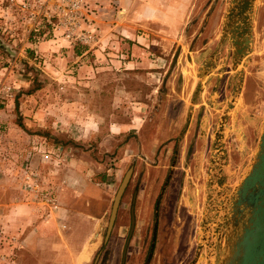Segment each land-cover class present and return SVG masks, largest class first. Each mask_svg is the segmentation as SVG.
<instances>
[{
    "label": "rangeland",
    "instance_id": "374dc122",
    "mask_svg": "<svg viewBox=\"0 0 264 264\" xmlns=\"http://www.w3.org/2000/svg\"><path fill=\"white\" fill-rule=\"evenodd\" d=\"M26 1L33 13L19 7ZM39 1L0 0V264H144L156 218L148 264H213L200 222L246 172L264 121V0H255L250 50L235 69L230 38L218 46L230 0H133L125 21L134 37L107 40L105 60L88 55L84 74L80 62L53 74L65 65L30 49L64 42L48 32ZM91 1L83 9L97 30L123 20V4L108 0L102 21ZM49 151L59 161L43 159ZM25 171L39 174L38 191ZM50 190L56 206L45 202Z\"/></svg>",
    "mask_w": 264,
    "mask_h": 264
},
{
    "label": "water",
    "instance_id": "95a60500",
    "mask_svg": "<svg viewBox=\"0 0 264 264\" xmlns=\"http://www.w3.org/2000/svg\"><path fill=\"white\" fill-rule=\"evenodd\" d=\"M255 0H230L226 10L222 32L218 46L229 37L233 47L232 68L242 62L249 52L252 42L251 16ZM217 46V47H218ZM217 47L215 51L217 50ZM6 50L10 52L9 47ZM214 60L211 54L202 64L201 75L206 74ZM238 74H242L239 70ZM241 79V75L239 77ZM133 167L124 173L114 194L105 240L113 227L122 195L131 178ZM156 200L155 209L166 186ZM217 198V199H216ZM211 207L214 213L208 221L202 217L200 222L201 240L211 248L207 250L214 258L213 264H264V121L258 138L256 150L246 172L229 192L218 195ZM157 221L155 219L152 233V243L144 264L151 257ZM134 227V215L131 211L130 236Z\"/></svg>",
    "mask_w": 264,
    "mask_h": 264
},
{
    "label": "built area",
    "instance_id": "2783aa9c",
    "mask_svg": "<svg viewBox=\"0 0 264 264\" xmlns=\"http://www.w3.org/2000/svg\"><path fill=\"white\" fill-rule=\"evenodd\" d=\"M13 1V0H10ZM38 3V2H37ZM84 0H41L39 1V11L43 15V20L51 35L58 36L62 40L70 44H91L96 41L95 24L89 11L83 9ZM21 9L33 13L34 5L21 2ZM38 12V10H37ZM39 13L37 14L38 17ZM37 17L34 19L32 30H38ZM4 97L11 99L13 97L12 86H3ZM59 154L56 152H45L42 154L43 159L59 161ZM37 172L25 171L24 181L26 186L32 191L40 189ZM45 202L49 206L57 205V198L52 191L46 194Z\"/></svg>",
    "mask_w": 264,
    "mask_h": 264
},
{
    "label": "crops",
    "instance_id": "0c3cea01",
    "mask_svg": "<svg viewBox=\"0 0 264 264\" xmlns=\"http://www.w3.org/2000/svg\"><path fill=\"white\" fill-rule=\"evenodd\" d=\"M118 2V4H123V8L125 9V12L123 14V20L121 21H116V20H112V25L111 23H109L110 21H104V24H100V28L95 31V36L98 39L100 36V41H103V44L98 45L94 43H96V41L90 45L89 47H84L81 46L82 44H70L67 42H61L60 39H49V40H44L41 42H38L36 44H30L31 48L30 49H35L33 51V53H38L40 52V54L42 55H52V57L54 56V58H50V60L52 59V61L56 64L57 62L60 64H64L65 68L62 70H54L55 72L53 74H63V73H68L70 72V69L73 66L74 63H78L79 65V71L83 72L86 71L87 68H85L84 70V61H86L85 59L88 57V55H95L96 61H103V59L105 60L106 55H108V52L105 51V53H103V49L105 47H109L110 44L105 45V42H107V40H110V38H118L119 35L120 36H125L127 37V35L129 34V36L132 35V37H134L133 34V30L131 28V24L129 25L125 20L128 19L129 17V12H130V7L133 3V0H115ZM109 1L108 0H93L91 1L90 5H92L93 7H95L96 12L98 13L97 16L98 18H100L99 20H102L106 17V15H109L111 13L110 11V6H109ZM149 9L151 10L152 14L156 13H162L163 10L162 8H159L158 5H153L151 4ZM128 21V20H127ZM114 22V23H113ZM95 24V23H94ZM97 25V24H96ZM101 31V32H100ZM104 37V38H103ZM139 37V36H137ZM103 38V39H101ZM113 43H115V41H112ZM132 51L133 52H138L137 46L136 45H132L131 46ZM88 61V58H87ZM71 66V67H70ZM88 70V69H87ZM89 72V71H88ZM88 77V76H86Z\"/></svg>",
    "mask_w": 264,
    "mask_h": 264
},
{
    "label": "flooded vegetation",
    "instance_id": "af4514ba",
    "mask_svg": "<svg viewBox=\"0 0 264 264\" xmlns=\"http://www.w3.org/2000/svg\"><path fill=\"white\" fill-rule=\"evenodd\" d=\"M159 204V203H158ZM156 218V217H155ZM156 221H157V218H156ZM154 226V225H153ZM156 232H157V225H156ZM152 233H153V231H152ZM155 241H156V235H155V237H154V241H153V247H154V245H155ZM151 243H152V238H151V242H150V245H151ZM198 246V245H197ZM153 247H152V250H153ZM150 248V247H149ZM152 250H151V255H152ZM148 255V254H147ZM146 258H147V256H146ZM151 258V257H150ZM150 261V260H149ZM149 263V262H148ZM196 263H197V261H196ZM195 264V263H194Z\"/></svg>",
    "mask_w": 264,
    "mask_h": 264
},
{
    "label": "trees",
    "instance_id": "16d2710c",
    "mask_svg": "<svg viewBox=\"0 0 264 264\" xmlns=\"http://www.w3.org/2000/svg\"><path fill=\"white\" fill-rule=\"evenodd\" d=\"M32 31H34V30H32ZM35 32H37V31H35ZM39 32V31H38ZM36 85H38V83L36 84ZM34 88H37V86L36 87H34ZM33 87L30 89V90H32V89H34Z\"/></svg>",
    "mask_w": 264,
    "mask_h": 264
}]
</instances>
